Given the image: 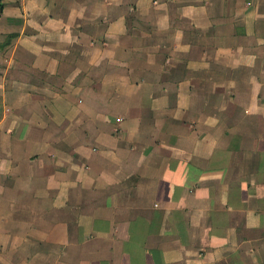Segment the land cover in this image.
Segmentation results:
<instances>
[{
  "label": "crops",
  "instance_id": "0c3cea01",
  "mask_svg": "<svg viewBox=\"0 0 264 264\" xmlns=\"http://www.w3.org/2000/svg\"><path fill=\"white\" fill-rule=\"evenodd\" d=\"M0 4V264H264V0Z\"/></svg>",
  "mask_w": 264,
  "mask_h": 264
},
{
  "label": "trees",
  "instance_id": "16d2710c",
  "mask_svg": "<svg viewBox=\"0 0 264 264\" xmlns=\"http://www.w3.org/2000/svg\"><path fill=\"white\" fill-rule=\"evenodd\" d=\"M0 11H2V5L0 4Z\"/></svg>",
  "mask_w": 264,
  "mask_h": 264
}]
</instances>
